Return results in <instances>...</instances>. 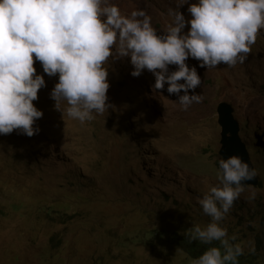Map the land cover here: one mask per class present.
<instances>
[{
	"label": "rangeland",
	"instance_id": "rangeland-1",
	"mask_svg": "<svg viewBox=\"0 0 264 264\" xmlns=\"http://www.w3.org/2000/svg\"><path fill=\"white\" fill-rule=\"evenodd\" d=\"M197 227L264 257V0H0V264H196L159 234Z\"/></svg>",
	"mask_w": 264,
	"mask_h": 264
},
{
	"label": "trees",
	"instance_id": "trees-1",
	"mask_svg": "<svg viewBox=\"0 0 264 264\" xmlns=\"http://www.w3.org/2000/svg\"><path fill=\"white\" fill-rule=\"evenodd\" d=\"M170 245L188 255L196 264H264L255 251H244L232 240L214 236L201 228L163 232Z\"/></svg>",
	"mask_w": 264,
	"mask_h": 264
},
{
	"label": "water",
	"instance_id": "water-1",
	"mask_svg": "<svg viewBox=\"0 0 264 264\" xmlns=\"http://www.w3.org/2000/svg\"><path fill=\"white\" fill-rule=\"evenodd\" d=\"M217 112L221 127V171L226 182L232 188L258 186L259 178L247 145L240 136V125L233 107L223 102L219 104Z\"/></svg>",
	"mask_w": 264,
	"mask_h": 264
},
{
	"label": "clouds",
	"instance_id": "clouds-1",
	"mask_svg": "<svg viewBox=\"0 0 264 264\" xmlns=\"http://www.w3.org/2000/svg\"><path fill=\"white\" fill-rule=\"evenodd\" d=\"M245 143V142H244ZM249 151V150H248ZM251 156V155H250ZM252 159V158H251ZM220 160H221V158H220ZM221 163H222V160H221ZM221 167V166H220Z\"/></svg>",
	"mask_w": 264,
	"mask_h": 264
}]
</instances>
